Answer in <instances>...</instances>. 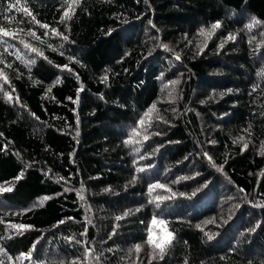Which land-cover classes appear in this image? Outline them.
Segmentation results:
<instances>
[{"label":"trees","instance_id":"1","mask_svg":"<svg viewBox=\"0 0 264 264\" xmlns=\"http://www.w3.org/2000/svg\"><path fill=\"white\" fill-rule=\"evenodd\" d=\"M0 28V264H264V0H0Z\"/></svg>","mask_w":264,"mask_h":264},{"label":"snow or ice","instance_id":"2","mask_svg":"<svg viewBox=\"0 0 264 264\" xmlns=\"http://www.w3.org/2000/svg\"><path fill=\"white\" fill-rule=\"evenodd\" d=\"M77 2H79V0H77ZM13 7V5L12 4H9V9H11ZM29 15H30V13H29ZM65 17H67V13H65V15L64 16H62L61 17V20H64L65 19ZM253 23H256V21H253ZM42 27H47V25H42ZM218 27H220V24L219 23H216V24H213L212 25V29L213 30H215L216 28H218ZM248 27L249 28H251L252 27V24H249L248 25ZM53 31H55V30H53ZM204 30L202 29L201 30V32H203ZM0 32H3V29L2 28H0ZM3 34L4 35H9V33H7V32H3ZM31 35H35V33H30ZM230 39L232 38V37H229ZM64 39H67V37H64ZM162 47H167L166 45H161ZM222 46V45H221ZM25 47H28V45H25ZM41 55H42V53H41ZM177 59H179V56H177L176 57ZM105 79H107V77H105ZM141 125L143 124V120H141L140 122H139ZM138 134V133H137ZM148 137L147 136H145L144 137V139L146 140ZM125 143L127 144V143H129V141L128 140H126L125 141ZM245 148H247V145H245L244 146ZM206 155V154H205ZM140 171H142V169H139ZM134 180H135V178H134ZM155 188H163V189H165L166 191H171L170 189H168L167 187H166V185H163V184H160V183H157V184H154V185H149V189H150V191L151 190H153V189H155ZM0 190H3V189H0ZM199 191V189H197L196 191H194L193 193H192V195L194 196V195H196V193ZM181 195H183V193H181ZM164 199V197H156V200L157 201H160V200H163ZM150 202H152V201H150ZM137 210H139V209H137ZM129 213H125V215H128ZM117 219L119 220L120 219V217H117ZM63 222V221H62ZM154 222H155V218H154ZM161 223H163V221H161ZM18 228H23V227H25V226H23V225H19V226H17ZM172 239H174V237H173V235L171 234V233H168V239L167 240H165V241H163V242H161V243H154V241L151 239V236L149 237V241H148V243L149 244H154V246L156 247V248H159L160 249V252L161 253H164L165 252V250H166V248H167V246L168 245H170L171 244V242H172ZM209 239H211V237H209ZM137 250H139V245H137ZM22 256H24L25 254H21ZM28 258H30V255H29V257Z\"/></svg>","mask_w":264,"mask_h":264},{"label":"rangeland","instance_id":"3","mask_svg":"<svg viewBox=\"0 0 264 264\" xmlns=\"http://www.w3.org/2000/svg\"><path fill=\"white\" fill-rule=\"evenodd\" d=\"M159 225L160 226L157 227V231H154L150 234L151 239L154 241V243L157 244L167 240L168 233H170L167 230H165L161 224Z\"/></svg>","mask_w":264,"mask_h":264}]
</instances>
